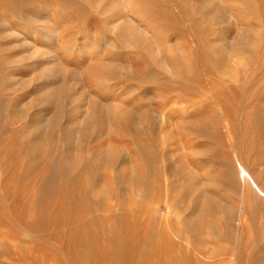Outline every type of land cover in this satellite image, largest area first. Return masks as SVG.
<instances>
[{"label":"rangeland","instance_id":"rangeland-1","mask_svg":"<svg viewBox=\"0 0 264 264\" xmlns=\"http://www.w3.org/2000/svg\"><path fill=\"white\" fill-rule=\"evenodd\" d=\"M241 166L264 191V0H0V264H264Z\"/></svg>","mask_w":264,"mask_h":264},{"label":"bare ground","instance_id":"bare-ground-1","mask_svg":"<svg viewBox=\"0 0 264 264\" xmlns=\"http://www.w3.org/2000/svg\"><path fill=\"white\" fill-rule=\"evenodd\" d=\"M145 116H146V114H145ZM133 118H135V117H133ZM128 122V121H127ZM130 124H132V123H130ZM147 128H149V127H147ZM142 131V130H141ZM150 131V130H149ZM145 132V131H144ZM146 132H148V131H146ZM151 133V132H150ZM150 133H146V134H149L150 135ZM153 133V132H152ZM142 134V133H141ZM153 135L151 134V137H152ZM146 137V136H145ZM150 137V136H149ZM154 137V136H153ZM148 141V140H147ZM149 141L151 142V140H150V138H149ZM145 142V141H144ZM16 143H18L17 141H16ZM16 143H14V144H16ZM21 143V142H20ZM146 143V142H145ZM149 143V142H148ZM148 143H146V144H148ZM19 144V143H18ZM32 145H33V143H31ZM145 144V145H146ZM17 145V144H16ZM21 145V144H20ZM19 145V146H20ZM143 145V144H142ZM157 145V144H156ZM156 145H152V143L151 144H149L148 146L149 147H144V148H147V149H145V150H142L141 151V156H144L146 159H145V163H146V165L147 164H150V163H157V164H160V160H159V155H158V150L156 151L155 150V147H156ZM14 146V145H13ZM18 146V145H17ZM36 145H34V147H35ZM144 146V145H143ZM34 147H31V148H34ZM38 147V146H37ZM57 147V146H56ZM59 147V146H58ZM57 147V148H58ZM19 148V147H18ZM20 148H21V146H20ZM26 148H28V146L26 147ZM25 148V149H26ZM56 148V149H57ZM143 148V149H144ZM16 149V148H15ZM56 149H55V152H57L56 151ZM158 149V148H157ZM28 150H30V149H28ZM37 151V150H36ZM54 152V151H53ZM28 154V153H27ZM54 154V153H53ZM160 154V153H159ZM51 155V156H50ZM49 155V157H47V159L49 158L50 159V157H52V154H50ZM112 156V155H111ZM56 158V157H55ZM93 159V158H92ZM161 159V158H160ZM45 161H47V160H45ZM165 161V160H164ZM93 162H94V160H93ZM44 163V162H43ZM111 163H113V164H115V162H114V157L112 158V160H111ZM164 163V162H163ZM100 166L101 167H105V166H107V159H105V160H103L101 163H100ZM114 166V165H113ZM100 168V167H99ZM44 170V169H43ZM123 171V170H122ZM138 171V170H137ZM146 171H148V172H150V171H153V174L154 175H156V174H158V175H156V176H161V171H162V166H159V167H155V170H154V168L153 167H149L148 165L146 166ZM156 173V174H155ZM99 174V173H98ZM139 174V173H138ZM240 174H241V176H242V178L244 179V181L246 182L247 181V179L248 180H250V182L253 184V186L256 188V190H258V192L262 195V196H264V191L257 185V183H256V181L252 178V176L247 172V170L243 167V166H241V172H240ZM83 175V174H82ZM82 175H80V176H77L75 179H73V180H71V181H69V190H68V193H66V194H64L63 192H59V194H58V196L56 197V200H55V203H56V206H57V208L60 210L59 212H60V214L58 215V213L53 217L55 220H59L58 218H60V215H61V217L62 216H64L65 215V213L66 214H68V216H69V214H71V216L72 217H75L76 216V214H79V213H81V214H83V210L85 209V210H89L88 212L89 213H92V212H94V211H92L91 210V212H90V207L89 206H87V204H82L81 203V201L79 200V198H80V195H81V192H83V193H85L86 191H87V189H88V185L86 184V182L84 181V178L82 177ZM119 176H118V178H120V179H122V180H128L131 184H132V186H134V188L136 189V192H137V194H138V196L140 195V194H143L144 192H146L149 188H150V185H151V183H152V180H151V175H148V174H146V173H143V174H140V175H137V174H135V172H133V174H126V173H124V172H119V174H118ZM88 176V175H87ZM94 176V175H93ZM155 177V176H154ZM91 179V178H90ZM95 181V180H94ZM94 183V182H93ZM248 183V182H247ZM62 184V183H61ZM60 184V185H61ZM62 186V185H61ZM60 187V186H59ZM63 187V186H62ZM62 188H60V190H61ZM66 189V188H65ZM111 190V189H110ZM108 191V193H111V191ZM83 193H82V196H84L83 195ZM112 193H113V191H112ZM105 194H106V196H107V189H106V192H105ZM136 194V193H135ZM143 196V195H142ZM142 200V199H141ZM141 200L139 201V202H141ZM86 202V201H85ZM123 205L125 204L126 206L128 205L127 203L128 202H126V200H124L123 202ZM131 204V203H130ZM130 204H129V206H130ZM136 208V207H135ZM138 208V207H137ZM110 210V209H109ZM109 210L107 211V212H109ZM135 210H137V209H135ZM173 210H175V209H173ZM97 211V210H96ZM138 211V210H137ZM136 212V211H135ZM86 213V212H85ZM84 215V214H83ZM98 215V214H97ZM105 215H108L107 213L105 214ZM109 215H112L113 217L114 216H116V219H119L120 220V223H121V221L122 222H128V221H130L131 219H129V217H127L126 215H124L122 212H120V213H118V214H116L112 209L110 210V213H109ZM66 217H67V215H65ZM133 216H135V215H132L131 217H132V220H131V222L132 221H135L134 220V217ZM89 217V216H88ZM98 217V216H97ZM68 218V217H67ZM188 219V218H187ZM186 219V220H187ZM61 220V219H60ZM64 221V220H63ZM65 222H67V220L65 221ZM93 222V221H92ZM91 222V223H92ZM94 223V222H93ZM131 224H133V223H131ZM87 225V224H86ZM117 227V226H116ZM91 228V229H90ZM119 228H121L120 230H118ZM119 228H115V229H112V230H110V233H111V236H114L113 235V233H117V231L118 232H120V233H123L124 235H125V233L124 232H122V226H120ZM124 231V230H123ZM81 232H83L84 233V235L86 236V239H88V238H91V241H92V238H96L98 235L94 232V230H93V228L90 226L89 227V225H88V228L87 227H82L81 228ZM132 232V231H131ZM153 232H155V230L153 231V229L149 232V238H150V236H152L153 237ZM178 232V231H177ZM176 232V233H177ZM179 232H180V230H179ZM128 233H129V230H128ZM127 233V231H126V236L125 237H130V234H128ZM118 234V233H117ZM156 234V233H155ZM168 234H166V238H170L171 236L170 235H168ZM177 235V234H176ZM186 235V234H185ZM177 236H179V235H177ZM117 236H115V237H113V241H114V238H115V240L117 239H119V238H116ZM123 237V236H122ZM124 237V238H125ZM181 237V236H180ZM98 238V237H97ZM127 239V238H126ZM183 239V238H182ZM119 240H121V239H119ZM95 241V240H94ZM138 242H140V241H138ZM118 242H116V244H117ZM150 243V246L151 247H149L148 249H146V250H144V248H142L141 247V244H139V243H136V245H135V250H136V252H138V253H140V254H142V253H144V252H150L151 250H152V247L154 246L153 245V243L150 241L149 242ZM151 243H152V245H151ZM154 249H157V251H160V248L158 247V248H154ZM87 253H90V251L89 252H87ZM234 262V261H233ZM234 264H236V262H234Z\"/></svg>","mask_w":264,"mask_h":264}]
</instances>
